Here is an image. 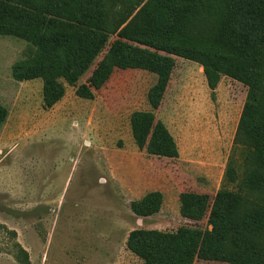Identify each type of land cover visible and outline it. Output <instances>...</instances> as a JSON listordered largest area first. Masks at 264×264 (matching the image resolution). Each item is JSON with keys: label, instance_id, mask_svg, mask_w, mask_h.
I'll use <instances>...</instances> for the list:
<instances>
[{"label": "rangeland", "instance_id": "374dc122", "mask_svg": "<svg viewBox=\"0 0 264 264\" xmlns=\"http://www.w3.org/2000/svg\"><path fill=\"white\" fill-rule=\"evenodd\" d=\"M116 35L89 69L44 105L42 78L19 81L13 66L26 60V39L0 35V103L8 108L0 129V264H135L127 246L134 229L217 231L181 214V193L221 187L247 95V86L222 76L212 90L203 66L175 57L161 105L155 109L173 134L177 157L149 153L132 131L134 111L150 110L157 75L116 67L93 97L78 94ZM160 191L159 212L141 211L143 197ZM15 232V235L12 233ZM25 250V255L21 252ZM204 245L195 264H214ZM207 259V260H205ZM27 264V263H26Z\"/></svg>", "mask_w": 264, "mask_h": 264}, {"label": "trees", "instance_id": "16d2710c", "mask_svg": "<svg viewBox=\"0 0 264 264\" xmlns=\"http://www.w3.org/2000/svg\"><path fill=\"white\" fill-rule=\"evenodd\" d=\"M0 35L29 42L27 58L13 66V76L42 78L47 108L65 94L60 79L75 84L116 35L90 84L77 92L92 98V88H100L116 67L155 73L148 94L152 109L134 111L131 123L139 148L158 156L179 155L173 134L154 112L170 81L174 56L200 63L212 90L224 75L246 85L221 187L213 198L196 192L180 196L185 218L200 221L210 210L216 239H207L208 230L188 226L134 229L127 246L143 260L135 264H195L204 245L213 247L212 257L224 248L264 253L251 236L264 232V0H0ZM8 114L0 103V129ZM162 203L160 191L149 192L141 211L157 213Z\"/></svg>", "mask_w": 264, "mask_h": 264}, {"label": "crops", "instance_id": "0c3cea01", "mask_svg": "<svg viewBox=\"0 0 264 264\" xmlns=\"http://www.w3.org/2000/svg\"><path fill=\"white\" fill-rule=\"evenodd\" d=\"M251 236L255 244L264 247V232H253ZM233 250L234 249H225V248L219 250V254L217 256L219 260L217 263L214 264H264V253L246 251V250H242V251L238 250L239 251L238 252L237 250L234 251ZM211 255L208 257L209 260L215 258L212 257Z\"/></svg>", "mask_w": 264, "mask_h": 264}]
</instances>
